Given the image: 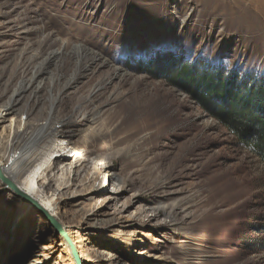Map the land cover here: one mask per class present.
Masks as SVG:
<instances>
[{"label":"rangeland","instance_id":"374dc122","mask_svg":"<svg viewBox=\"0 0 264 264\" xmlns=\"http://www.w3.org/2000/svg\"><path fill=\"white\" fill-rule=\"evenodd\" d=\"M163 59L264 75V0H0L1 156L85 150L40 181L62 233L0 178V264H264V166Z\"/></svg>","mask_w":264,"mask_h":264},{"label":"trees","instance_id":"16d2710c","mask_svg":"<svg viewBox=\"0 0 264 264\" xmlns=\"http://www.w3.org/2000/svg\"><path fill=\"white\" fill-rule=\"evenodd\" d=\"M142 71L184 91L264 166V75L174 59Z\"/></svg>","mask_w":264,"mask_h":264},{"label":"bare ground","instance_id":"6f19581e","mask_svg":"<svg viewBox=\"0 0 264 264\" xmlns=\"http://www.w3.org/2000/svg\"><path fill=\"white\" fill-rule=\"evenodd\" d=\"M98 63H95L94 61L91 63L92 65L90 67H93V69L95 70ZM23 93L24 92H21V94H19L18 92L15 93L14 96L18 97L14 98V96H12L11 100L9 99L6 102L7 104L5 108L8 112L17 111L18 106L22 100L21 96H23ZM23 115L27 117L28 113L26 112ZM51 121L52 119H49L39 128V135L34 140L33 146L22 152L19 156L9 159V157L6 156L5 152H3V155L1 156V151L0 167L5 173L16 175L23 191L31 196L34 200H36L38 204L52 218H54L56 222L60 223L61 218L54 208L52 199L46 196V193L43 191V185H40L41 180H46V177H44V173L47 170H52V167L55 166V164H52V159L50 158V153L53 150V142L56 140L58 135H61V139L65 140L67 145L63 150L70 147L67 154H71L75 151H78V153H84L85 150H81L80 147L77 146V144L72 142L70 136L65 135V133L63 132L64 128H60V130H55L54 128H52ZM11 147L12 145L8 144L6 152L9 148L11 149ZM4 158L6 159L5 163L2 162L3 160H1ZM62 228L68 233L69 230L66 226L62 225Z\"/></svg>","mask_w":264,"mask_h":264},{"label":"water","instance_id":"95a60500","mask_svg":"<svg viewBox=\"0 0 264 264\" xmlns=\"http://www.w3.org/2000/svg\"><path fill=\"white\" fill-rule=\"evenodd\" d=\"M0 178L4 180L11 188L12 190L20 196L22 199L25 200L28 204L32 205L39 214L49 223L51 227L56 229L58 232L62 233L61 227L58 222L54 220L39 204L36 200H34L31 196H29L27 193H25L17 184L13 183L11 180L6 179L3 176V171L0 167ZM72 255L75 258L76 261H78L77 252L72 244H70Z\"/></svg>","mask_w":264,"mask_h":264}]
</instances>
